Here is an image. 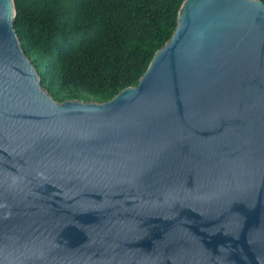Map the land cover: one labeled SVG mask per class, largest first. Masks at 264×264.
<instances>
[{"label": "water", "instance_id": "95a60500", "mask_svg": "<svg viewBox=\"0 0 264 264\" xmlns=\"http://www.w3.org/2000/svg\"><path fill=\"white\" fill-rule=\"evenodd\" d=\"M0 0V264H264V3L182 0L134 86L55 100Z\"/></svg>", "mask_w": 264, "mask_h": 264}, {"label": "trees", "instance_id": "16d2710c", "mask_svg": "<svg viewBox=\"0 0 264 264\" xmlns=\"http://www.w3.org/2000/svg\"><path fill=\"white\" fill-rule=\"evenodd\" d=\"M181 1L13 0V28L55 100L101 102L136 84Z\"/></svg>", "mask_w": 264, "mask_h": 264}]
</instances>
